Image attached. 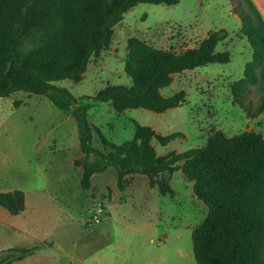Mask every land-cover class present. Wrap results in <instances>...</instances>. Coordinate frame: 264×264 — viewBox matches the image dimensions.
<instances>
[{
  "label": "rangeland",
  "instance_id": "rangeland-1",
  "mask_svg": "<svg viewBox=\"0 0 264 264\" xmlns=\"http://www.w3.org/2000/svg\"><path fill=\"white\" fill-rule=\"evenodd\" d=\"M242 11H248L244 0L140 3L114 27L109 47L90 60L81 81L64 79L56 85L78 99L94 97L108 85L132 88V78L125 71L130 38L181 52L197 46L211 31L224 29L228 37L216 50L230 52L229 63L175 74L171 85L161 90L167 97L185 91L184 105L162 113L144 108L118 113L110 102L94 103L88 112L94 145L109 152L108 142L120 145L134 138L137 123L160 136L179 134L167 145L153 139L159 156L205 147L209 136L219 130L227 137L250 130L264 132V112L257 118L248 113L250 107L249 112L255 113L264 95L261 80L244 98L250 107L243 108L230 91L232 83L245 77L253 58L251 44L242 33L238 14ZM80 156L71 113L44 96L24 91L0 98V191L22 190L26 204L19 215L0 206V250L28 247L42 239L53 240L63 252H95L104 244V253L118 259L115 264H137L140 242L149 235L156 244L165 242L163 256L173 250L179 253V264H197L192 233L205 220L208 206L195 197L193 182L181 170L171 178L174 197L152 188L149 178L141 174L129 176L120 190L113 167L94 177L86 191L80 185L82 169L74 164ZM99 204L108 217L104 212L102 223L89 226L88 219ZM96 238L101 240L95 243ZM114 240L122 241L118 249Z\"/></svg>",
  "mask_w": 264,
  "mask_h": 264
},
{
  "label": "trees",
  "instance_id": "trees-1",
  "mask_svg": "<svg viewBox=\"0 0 264 264\" xmlns=\"http://www.w3.org/2000/svg\"><path fill=\"white\" fill-rule=\"evenodd\" d=\"M244 1L249 12L238 14L253 58L245 77L230 85L231 95L243 108L250 107L244 98L251 86L261 80L264 90V18L252 0ZM140 3L174 5L178 0H0V98L24 91L44 96L72 114L81 153L74 164L82 169L83 190L92 187L94 175L113 167L120 190L129 176L141 174L152 188L174 197L171 178L181 170L193 182L195 197L208 206L205 220L192 233L197 264H264V132L227 137L219 130L205 147L159 156L153 139L167 145L179 134L160 136L137 123L132 140L108 142L110 151L105 152L94 145V127L88 120L96 102H110L118 113L136 108L162 113L184 105L185 91L167 97L161 90L171 85L175 74L229 63L230 52L216 50L227 39L226 30L211 31L197 46L181 52L130 38L125 71L132 88L108 85L94 97L78 99L56 85L64 79L81 81L90 60L109 47L114 27ZM249 111L253 118L264 112V95L255 113ZM0 206L12 215L21 214L25 193L0 191ZM33 251L27 247L0 251V264L22 260Z\"/></svg>",
  "mask_w": 264,
  "mask_h": 264
},
{
  "label": "crops",
  "instance_id": "crops-1",
  "mask_svg": "<svg viewBox=\"0 0 264 264\" xmlns=\"http://www.w3.org/2000/svg\"><path fill=\"white\" fill-rule=\"evenodd\" d=\"M252 1L257 7V9L261 12L264 18V0H252ZM97 175L100 174L94 175L93 179ZM81 176L82 173H80V177H79L80 179ZM93 179H92V184H93ZM108 200H111V197ZM105 212L107 215L106 217H108L107 210H105ZM109 218H110V214H109ZM145 236L146 237L143 238V240L140 242L141 250L137 255L139 259L137 264H179L180 263L179 262L180 256H178L179 255L178 252L169 250V253H166L163 256L164 249L162 245L165 242H162L161 245L156 244V239L154 237L149 235H145ZM99 240H101V238H96L95 243H97ZM121 243L122 241L119 242L114 240V244L116 245L117 249L119 248V245ZM103 246L104 244H101L100 251L98 249L95 252H93L92 250L89 252H78V250L76 249L63 252L57 249V244H55L53 240L48 241L46 239H42L39 241H35L34 243H32L27 247V248H34V251L30 255H28L22 260L15 261L11 264H115L118 259L117 258L112 259L108 257V254L104 253L106 247ZM149 248L155 253L152 252L150 253ZM133 259L135 258L133 257Z\"/></svg>",
  "mask_w": 264,
  "mask_h": 264
},
{
  "label": "built area",
  "instance_id": "built-area-1",
  "mask_svg": "<svg viewBox=\"0 0 264 264\" xmlns=\"http://www.w3.org/2000/svg\"><path fill=\"white\" fill-rule=\"evenodd\" d=\"M105 212L104 207L102 206V204H99L93 212L92 217H90L88 219V223L89 225H97L99 223H101V218L100 216Z\"/></svg>",
  "mask_w": 264,
  "mask_h": 264
}]
</instances>
